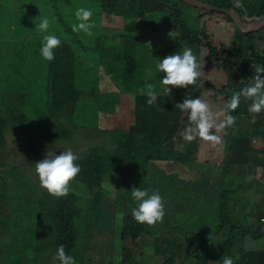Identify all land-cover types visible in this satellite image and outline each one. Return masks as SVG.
Masks as SVG:
<instances>
[{"label":"trees","instance_id":"16d2710c","mask_svg":"<svg viewBox=\"0 0 264 264\" xmlns=\"http://www.w3.org/2000/svg\"><path fill=\"white\" fill-rule=\"evenodd\" d=\"M99 1L103 22H119L123 23V27L109 35L103 25L101 32L90 36V45L87 46L81 38L86 39L89 34L83 31L73 32L71 27L65 26L66 33H72L73 38L64 42L67 45L64 47V61L73 68V62L81 60L76 53L77 46L91 57V53H97L99 61L103 59L108 71L120 81L121 90L128 91L126 93L133 96V115L125 128L123 124L119 126L122 128L120 133H115L117 129L112 132L117 143L126 150L123 155L133 158L137 163L145 162L140 177H147L146 169L154 167L156 162L166 160V155L173 151L177 154L176 159L182 162L181 166L187 167L186 163H190L198 168L196 163L201 140L197 138L191 143L183 140L182 132L188 125V113L181 112L175 105L189 96L200 98L199 80L196 85L187 89L170 86L171 93H161L151 106L147 104V96L140 94L138 90L152 83L160 91V80L166 75L156 70L160 59L191 48L201 67V52L206 47L208 53L204 60H215L229 78V82L220 92L231 97L250 84L255 75L253 64L264 65V26L255 32L244 33L231 20L238 39H232L230 45L216 44L210 38L208 27L202 20L204 12L209 15L215 12L188 5L182 0H156L158 3H153V0ZM201 1L225 8L236 6L235 0ZM240 2L237 9L242 15L264 14V0ZM167 7L172 12L168 18L169 26L182 35L185 45H169L156 49L143 47L135 35L136 30H139L142 22H148L149 16L155 10ZM191 14H195V17H191ZM128 22H134L137 29L126 30L124 27ZM105 38L108 39L106 44L103 43ZM118 38L121 39L120 42L117 41ZM35 41L38 43L39 38ZM94 41L97 43L95 46ZM12 45L6 53L2 49L0 51V76H7L12 71L13 66L8 55L11 49L18 48L17 45L14 48ZM54 53L56 57L57 52ZM82 70L84 69L81 66L76 67L77 78ZM104 76L106 75L101 77L99 86H83L78 79H73V74L66 75V82H71L73 86L71 99H63L64 95L57 93L53 87L48 91L47 88L37 86L42 82V71L39 81L34 85L36 88L25 87L19 92L13 91L11 85L5 88L0 86V264H37L30 253L29 256L24 254L14 238L16 235H26L28 228L29 233L34 230L45 233L48 227V232H51L53 228L57 249L64 245L66 253L71 255L78 242L76 218L83 217L85 224L95 225L89 217L95 215L94 212L98 211L96 208H100L102 202L96 201V196L101 194L102 181L110 172V167L109 170L106 169V161L108 165L110 158L106 149L113 147L114 140L104 147L103 144L107 141L103 137L95 146H86L87 153L77 161L82 170L71 182V191L66 198L53 197L40 184L33 182L30 174L32 168H35L36 156L53 149L52 146L44 145L46 143L42 141L47 139H39L38 133H57L62 138L64 133L79 129L76 127L78 114L91 110L99 113L96 118L97 128L101 127L100 119L106 121L104 127H115L112 123L114 106L110 109L108 104L105 108V100L101 99L102 91L106 87ZM250 104V100L242 97L240 106L232 112L237 115L241 129L235 135L225 138V154L220 170H208L204 172V178H201L203 186L211 188L210 201H215L216 204L211 208L210 218L203 223L202 229L195 227L197 224L194 223V231L185 234L183 244L174 235V243L170 242L164 249L163 261L155 264H174L169 262L174 258L183 259L185 264H206L213 245L218 248V264H222L224 255L232 257L235 264H264V208L256 203L255 211L246 212L245 189L253 187V183L261 191L264 187L256 177L247 183L248 171L256 173V168L264 166V155L260 156L259 151L254 150L255 139L264 141V112L255 115L250 113ZM9 132L16 136L15 145L27 143L29 155L26 159L21 157L18 147L14 148L8 143ZM29 141L32 142L30 145ZM120 158L113 156V160ZM80 184L82 186L78 190L74 189ZM81 203L83 204L80 205ZM262 203L264 204V199ZM123 223L122 240L131 239L134 242L146 232L147 224L138 223L131 213L125 215ZM9 225L13 234L10 238L3 235L5 227ZM252 240L260 242L255 244ZM133 254L131 247L124 248L118 264H134ZM211 256L215 257V254ZM111 261L104 264H115ZM99 262L103 264L102 260Z\"/></svg>","mask_w":264,"mask_h":264},{"label":"rangeland","instance_id":"374dc122","mask_svg":"<svg viewBox=\"0 0 264 264\" xmlns=\"http://www.w3.org/2000/svg\"><path fill=\"white\" fill-rule=\"evenodd\" d=\"M18 2L21 5L22 0H4L7 5L13 2ZM153 3H158L153 0ZM87 8L93 11L94 27L91 29V34L86 36V39L81 38L84 45L91 41L90 36H95L93 33H99L105 25L106 33H115L119 27H123V23H108L102 20L99 0H26L25 5L14 11L8 6L5 8V23L6 31L1 35L6 38L4 43L11 41L17 45V49L10 50L8 55L12 63V71L7 76H0V86L5 88L11 85L13 91L20 92L25 87L36 88L34 85L40 79L42 71V82L37 86L47 88L48 91L53 87L57 93H62L63 99H71L73 94V86L71 82H66V75L73 74V79H78L81 85L99 86L103 75L106 80V87L102 91L101 99L105 100V108L110 105L114 106L112 111V123L115 127H104L106 121L99 120L100 128H97L96 118L99 113L92 110L82 112L76 116L78 122L76 127L79 128L72 133H64L63 137L60 134L49 133L47 135L37 134L38 138H46L43 140L44 145L52 146L53 149L49 153H58V151L71 149L79 158L87 153V148L95 146L104 137L107 141L103 144H111L114 140V145L111 149H106L110 155L108 165L106 161V169L110 167V172L104 178V188L107 193H113L101 203L98 211L94 212L93 226L87 225L83 217L76 218V226L78 228V242L75 249L71 252V256L75 259V264H99L100 260L104 262H114L118 264L120 261L121 252L124 248L134 250V264H155L163 261L164 249L170 242L174 243L173 236H177L180 243H184V236L187 232L194 231V228H203L205 223L210 218V211L216 204L215 201H210L211 192L207 186H203L202 179L205 176L204 172L214 169L220 170L219 163L224 158L225 153V138L231 134L235 135L239 128V120L236 114H232L236 118V124L233 127L226 128L222 136V143L213 146L210 142L200 141L199 157L195 167L193 164H188L187 167L181 166L182 162L176 159L177 154L169 152L164 161H159L153 164L154 167H148L147 177H140L143 173L145 162H134L133 158L123 155L126 154L124 147L117 143V138L114 137L113 129H117L115 133H120L122 128L120 125H127L130 117L133 115V96L127 94L128 91H123L120 81L116 80L113 73L108 71V67L103 64V59L99 61L97 53L87 54L80 46H77L76 53L80 55L81 60L73 62V68L69 67L64 61V43L66 40L73 38L72 33H66L65 26L72 28V25L79 23L75 16V12L79 8ZM18 8V7H17ZM15 8V9H17ZM172 14L170 8L157 9L152 16H149L148 22H142L139 30L134 22L125 24V29L130 31L136 30V37L141 41L143 47L146 48H162L169 45H185L182 35L170 28L168 18ZM195 17V14H191ZM50 20V28L48 34H55L61 39V46L54 51L56 57L53 61H46L41 56V47L44 43L43 34L36 31L38 25L43 18ZM73 17V18H72ZM203 22L208 27L210 37L216 43H224L230 45L231 40L238 39L235 33V27L230 22L228 17L221 14L203 13ZM130 24V25H129ZM16 29L14 30V27ZM171 33V35H170ZM39 38L37 43L35 40ZM25 39L24 42L22 40ZM97 40V38H96ZM107 38L103 39V43H107ZM121 39H117L120 42ZM96 41L93 42L95 46ZM35 45H37L35 47ZM90 45V44H89ZM22 46V47H21ZM39 46V48H38ZM21 47V48H20ZM29 50V51H28ZM179 51V50H178ZM81 53V54H80ZM208 53V49L203 47L200 60L203 59L200 71L202 73L199 79L200 98L209 102L214 111L225 109L227 102L231 97L226 93H221L223 86L229 82L227 74L217 62H207L204 56ZM94 61H92V59ZM30 61V63H29ZM81 66L84 70L81 71L80 77H76V67ZM69 71V72H68ZM85 71V72H83ZM130 73V71H129ZM75 77V78H74ZM9 83V84H7ZM120 89H119V88ZM123 91V92H122ZM42 97V94H40ZM111 122V121H110ZM12 132L7 134L8 143L14 148L18 147L20 155L26 159L29 155L27 151V143L21 142L19 146L15 145ZM114 137V139H113ZM20 141V139H18ZM32 142L29 141V145ZM120 147V149H117ZM194 149V148H193ZM254 150L259 151V155H264V141L260 139L254 140ZM47 151L40 156H36L35 162H39L46 158ZM59 155V154H57ZM108 155V156H109ZM120 156V159L113 160V156ZM107 156V157H108ZM191 163H194L191 161ZM113 165V166H112ZM31 178L35 183L40 184L35 168H32ZM153 172V173H151ZM233 173H236L234 171ZM255 173V172H254ZM249 172L247 183L252 178L264 179V166L256 168V173ZM140 177V178H139ZM145 183L146 190L151 194L158 191L163 197L165 206V216L163 222H157L153 226L146 225V232L134 242L129 240L128 245L124 246L121 239L123 231L125 215L131 213L132 208L138 206V202L132 197L131 190L133 187L143 190ZM247 187L246 192V212L255 211L256 203L264 208V204L260 202V196H264V192L259 194L250 191L256 187ZM82 184L74 189L81 187ZM109 193V194H110ZM264 199V198H263ZM81 203L80 205H82ZM89 207V206H88ZM84 213V211H83ZM120 214H123L120 216ZM257 214V213H256ZM120 216V218H118ZM212 219L209 221V224ZM194 223L197 225L194 227ZM43 232L35 230L29 233V228L26 235H16L15 241L21 246L27 256L29 253L34 258L37 264H59L58 260H54L57 251L55 231L51 228ZM4 236L12 237L11 227L6 226ZM171 240V241H170ZM257 244L260 241H254ZM35 245V247H34ZM216 245L211 247L209 257L215 254L214 259H209L206 264H218L219 255ZM22 254V255H24ZM170 263L184 264L183 259H172Z\"/></svg>","mask_w":264,"mask_h":264},{"label":"clouds","instance_id":"9594fccd","mask_svg":"<svg viewBox=\"0 0 264 264\" xmlns=\"http://www.w3.org/2000/svg\"><path fill=\"white\" fill-rule=\"evenodd\" d=\"M235 5L236 6L234 7L226 9H236L238 11L237 6L241 5L240 0H235ZM209 12H215L213 14L218 13L224 17L226 16L229 18L230 22L233 20L228 14L216 11ZM75 16L79 23L72 25L73 32L78 33L83 31L90 35L91 29L94 27V22H91L93 11L82 7L77 9ZM49 28L50 20L45 17L38 25H36L35 29L39 33L43 34L44 43L40 50L41 56L46 61L51 62L55 59L54 50L61 46V39L55 34H48ZM214 42L216 43L215 40ZM252 67L255 75L251 78L250 84L241 89L239 92L233 94L227 102L225 109L214 111L209 102L199 97L191 98L190 96L185 98L182 103H177L175 105V107L179 108L181 112L188 113V125L182 132V138L184 141L191 143L199 138L200 140L202 139L210 142L213 146L222 143L221 133H223L226 128L233 127L236 124V118L231 113L235 112L240 106L242 97L251 101L248 108L250 113L255 115L264 112V75H262L264 74V65L253 64ZM156 70L160 73L166 74L165 77L160 80V84L162 85L160 91H157L156 86L152 83H149L145 87L138 90L140 94L147 96V104L149 106L153 105L157 101L161 93H171L172 88L170 86L187 89L189 86L196 85L202 75L200 71V64L198 63L197 57L191 48H185L182 52L168 55L162 60L160 59V62L156 65ZM145 71L146 73L148 72L147 69ZM57 154L48 152L45 159L35 163V172L38 175L41 188L46 189L53 197L66 198L71 191V182L76 179L82 169L77 163L79 157L74 154L70 148ZM221 163H219L218 166L221 167ZM249 172L253 171H248V174ZM259 180L264 185V179ZM101 188V194L95 198L96 201L102 200L101 203H103L107 196L104 188V180L102 181ZM146 188V183L143 190L136 187L132 188L131 195L138 202V206L132 208L131 215L138 223L153 226L157 222H163L165 216V206L163 197L158 191L150 194ZM208 190L211 192L210 187H208ZM250 191H253L255 194H259L264 192V187L262 191L257 186ZM246 192L247 188L245 189V193ZM263 198L264 196H260V199ZM260 202L262 201L260 200ZM122 215L123 214H120V216ZM120 216H118V218H120ZM129 240H122L123 245L129 246ZM121 256L122 252L120 258ZM214 258V256H210L207 261ZM54 260H58L59 264H75L74 257L66 253L64 245H60L58 247ZM221 260L222 264H235L233 258L227 255H224Z\"/></svg>","mask_w":264,"mask_h":264},{"label":"water","instance_id":"95a60500","mask_svg":"<svg viewBox=\"0 0 264 264\" xmlns=\"http://www.w3.org/2000/svg\"><path fill=\"white\" fill-rule=\"evenodd\" d=\"M182 1L200 9L228 14L233 19L236 26L244 33L255 32L264 26V14L261 16L248 17L246 15L242 16L240 12L237 11L236 9H226L218 6H213L201 0H182ZM61 152L63 151L62 150L58 151V153Z\"/></svg>","mask_w":264,"mask_h":264},{"label":"crops","instance_id":"0c3cea01","mask_svg":"<svg viewBox=\"0 0 264 264\" xmlns=\"http://www.w3.org/2000/svg\"><path fill=\"white\" fill-rule=\"evenodd\" d=\"M3 1L4 0H0V51L2 49L6 53V50L9 47H11V45L13 43L11 41L4 43L6 38L1 35L4 31H6V26H7L5 23V18H4L5 17V8L8 6L9 8H11L12 10L17 12L18 9L22 8L25 5L26 0H22L21 5H20V3L16 2V1L7 5L6 3H3ZM15 8H17V9H15ZM13 27L15 30L16 27L15 26H13ZM24 41H25V39L22 40V42H24ZM12 46H13V48L16 47L15 44H13ZM109 193L106 192V194H107L106 198H108L113 193V191L110 194Z\"/></svg>","mask_w":264,"mask_h":264}]
</instances>
